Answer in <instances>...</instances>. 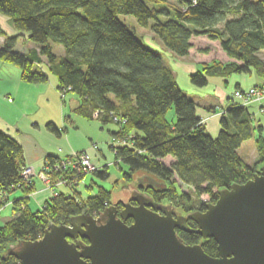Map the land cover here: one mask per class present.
<instances>
[{"label": "trees", "instance_id": "obj_1", "mask_svg": "<svg viewBox=\"0 0 264 264\" xmlns=\"http://www.w3.org/2000/svg\"><path fill=\"white\" fill-rule=\"evenodd\" d=\"M148 1L165 4V8L149 7L144 0H0V13L39 47L37 52L22 54L14 50L18 36L9 37L0 48V61L17 66L24 82L44 83L48 75L39 67L43 57L59 92L76 96L75 114L92 120L96 112L102 124L114 123L110 113L119 116L123 123H114L118 130L111 135L113 141L127 144L110 148L115 161L127 165L122 175L128 182L133 175H148L158 187H149L147 192L175 205L191 201L188 193L176 188L177 183L198 197L206 194L216 201L219 190L244 183L264 165L262 136L255 140L257 161L253 165L237 154L261 126L255 125L245 107L229 105L219 119L220 131L210 137L196 114L197 104L180 89L171 68L118 15H131L140 27L152 21L154 36L179 58L188 55L193 36L217 40L231 61L204 63L189 76L192 85L203 87L209 78L226 79L234 74L253 73L264 80V61L257 55L264 50V0ZM53 45L60 46L63 54H55ZM46 127L61 133L52 123ZM166 157L173 159L170 166L163 162ZM45 159L52 165L57 157ZM23 165L21 146L0 130V192L7 193L20 183ZM92 173L108 178L106 167ZM33 191V185L22 190L26 197L12 202L15 216L0 227V264H17L13 256L6 255L7 249L20 241L39 239L49 224H68L71 217L84 213L96 215L111 204V193L98 187L95 195L86 198L79 193H59L41 209L31 211L27 201ZM197 207L192 202L185 208L194 211ZM176 233L184 244H201L206 254L217 256L213 239Z\"/></svg>", "mask_w": 264, "mask_h": 264}, {"label": "water", "instance_id": "obj_2", "mask_svg": "<svg viewBox=\"0 0 264 264\" xmlns=\"http://www.w3.org/2000/svg\"><path fill=\"white\" fill-rule=\"evenodd\" d=\"M116 205L71 217L68 224H49L40 239L17 242L6 255L17 264H264V165L244 183L219 190L204 212L188 215L196 225L192 232L214 240L217 257L201 244L183 243L175 229L185 217L159 215L139 203L119 218ZM122 218L133 223L127 226Z\"/></svg>", "mask_w": 264, "mask_h": 264}, {"label": "crops", "instance_id": "obj_3", "mask_svg": "<svg viewBox=\"0 0 264 264\" xmlns=\"http://www.w3.org/2000/svg\"><path fill=\"white\" fill-rule=\"evenodd\" d=\"M0 30L2 31L0 48L7 38L18 36L14 46L15 51L27 54L32 50L36 52L39 50L37 45L27 39L28 34L17 32L9 18L1 13ZM18 42H21L20 46ZM149 44L151 45L148 48H152L151 50L162 53L166 57L168 66L175 74L177 84L197 104L196 114L204 124L207 134L212 138H215L220 131L219 119L221 113L229 107L235 89L247 90L254 86L264 87V80L253 73L234 74L226 79L209 78L207 85L203 87L192 85L189 76L198 71L202 64L213 60H218L221 63L231 61L220 48L219 42L211 40L207 36L191 37V48L188 55L182 58L172 55L161 43L156 45L149 41ZM55 46L58 49L57 55H62V48ZM257 55L264 61V50L258 52ZM39 67L47 73V81L44 83H27L21 80L20 70L17 66L0 61V130L21 146L24 164L30 166L36 173L42 170L47 156L66 157L80 150L78 137L72 136L69 139L70 129L75 127L77 123L71 121L67 113L70 104H73L70 108L73 111L78 104V100L74 94L69 93L63 101L56 78L49 77L52 74L47 70L45 58L41 57ZM259 107L264 108V97L260 102H252L247 111L253 118L255 125L261 126V131L256 130L253 138L243 142L237 149L238 154L244 145L248 143L253 145L251 165L257 161L255 140L259 136L264 137V114L259 113ZM168 116V118H171L172 113ZM93 119L97 120L96 118ZM66 120L70 123L69 128L65 127ZM48 123H52L58 130H61V133L57 135L49 131L46 127ZM64 135L65 137H63ZM114 144H116V141H114ZM168 158L170 157L165 159ZM93 166L98 167L99 165ZM97 170L101 169L98 168ZM32 185L34 191L28 197L27 207L31 211H37L39 210L38 206H43L52 194L37 178L34 179ZM60 189L58 190L59 193H66V190ZM21 196L22 193L19 190L9 192L6 201L0 207V214L9 215L10 218L13 214L12 202L19 200Z\"/></svg>", "mask_w": 264, "mask_h": 264}, {"label": "rangeland", "instance_id": "obj_4", "mask_svg": "<svg viewBox=\"0 0 264 264\" xmlns=\"http://www.w3.org/2000/svg\"><path fill=\"white\" fill-rule=\"evenodd\" d=\"M144 1L149 7L154 6L157 9L165 8V4H153L148 0H144ZM172 1L173 0H171V2ZM118 19L122 23H124L130 31L134 32L135 36L145 47H149L151 45L149 44V41H151L153 44L156 45L160 44L159 39L154 36V34L150 29V25L152 24V21H149V25L147 27H140L137 24L135 18L132 17L131 15H118ZM161 20L164 21L165 17L162 16ZM18 44L20 46L21 42H18ZM53 52L55 54H58V49L56 46L54 47V45H53ZM159 54L161 55L164 63L168 65L166 57L162 53ZM49 77L54 79V76L52 75L51 76L49 75ZM72 106L73 104H70L67 113L69 115L70 120L76 122L77 125L75 127H72V129H70V133L68 135L69 139H71L72 136H77L78 147L80 150L76 152L84 151L88 155L90 164L92 166L99 165L98 167L96 166L97 168L94 166L95 169L100 168L102 170L103 167H106L108 172V178L103 180L99 176L93 174L92 172L95 171L94 169L91 172L80 175L77 178V181H73L72 184L70 185H68L69 183L64 185H54L57 182V180L61 179L65 174L64 169L61 168H57V170L54 169L53 166L55 164L57 165L59 164L58 162L55 161L54 162L55 164L54 163L52 165L48 164L49 173H44L45 175L47 174V176L48 174L51 175L50 177L48 176L51 182L50 184L51 188L48 189L52 194L50 198H53L56 196V194H59L58 190L60 188H61L60 190L63 191L66 190L67 194L72 195L73 193H79L82 198H86L88 196L95 195L97 192V188L102 187L103 189L111 193V197H110L111 204L124 200L127 196L131 195V189L134 188L133 187L134 184H130V182H128L123 178L122 174L127 172L128 167L126 164H124L121 161H117V162L115 161L112 149L110 148L114 144L111 133L117 131L118 126L114 123L102 124L100 121L95 119L86 120L84 118H81L80 116L76 115L72 111V109H70ZM222 114H224V112L221 113V116ZM93 118L96 117L93 116ZM65 124H66L65 127L69 128L70 123H68L67 120ZM63 137H65V135ZM117 142H118L117 144H119L120 140H117ZM92 145H95V148L92 147ZM252 153H253V145L248 143L239 150L238 154L246 163L251 165L252 163L251 159L253 156ZM163 162L166 166H170V164H172V159L171 158L164 159ZM45 164H46V159L44 160V165ZM135 176H137L138 178H143V176L148 177V175L145 174L144 175L136 174ZM18 185H20V187L12 186L9 189V192L14 190H19L22 193V190L26 187L23 185L22 181H20ZM176 188L184 193H188L194 205L200 206L202 203H206L209 201V198L206 194H203L200 197H198L192 192L190 188L183 186L180 183H177ZM9 192L7 193L0 192V198H1L0 207L2 203L6 201ZM24 197H26V195L22 193L21 198L23 199ZM191 201L188 203H184L183 205L185 207H188V204H192ZM42 207L43 206H38V209H41ZM12 213L13 214L10 218L8 217L9 215L0 214V227L4 224L5 221L15 216L16 213H14L13 210Z\"/></svg>", "mask_w": 264, "mask_h": 264}, {"label": "built area", "instance_id": "obj_5", "mask_svg": "<svg viewBox=\"0 0 264 264\" xmlns=\"http://www.w3.org/2000/svg\"><path fill=\"white\" fill-rule=\"evenodd\" d=\"M65 95H66V92L64 91L60 93V96L63 100L65 98ZM263 97H264V87L258 88L254 86L247 90L235 89L231 97V102L229 105H237L238 107H245L247 109L252 102H260V100ZM259 113L264 114L263 107H259ZM97 114L98 113L95 112L94 117H97ZM110 116L114 123H117V124L123 123V120L119 116H116L113 113H110ZM119 144L126 145L127 142L124 140H121ZM92 147L95 148V145H92ZM56 162H58L59 164L57 165L54 163L55 164L53 166L54 169L56 170L57 168L64 169L65 174L63 175L61 179L57 180V182L54 185H64L67 183H69L68 185H70L72 184L73 181H77V178L80 175L91 172L95 169L94 166L90 164L89 157L84 151L83 152H73L66 157H57ZM48 164L49 163L46 161V164L44 165V167L39 173L34 172L30 166L24 164L20 171V177H21V181L23 182V185L26 188L31 187L34 179L38 178L40 179V181L42 182V184L44 185L46 189H50L51 182L49 180V177L51 175L48 174L49 176L48 177L47 174L46 175L44 174V173H49ZM17 187H20V185H17ZM40 238L41 237H39V239Z\"/></svg>", "mask_w": 264, "mask_h": 264}, {"label": "flooded vegetation", "instance_id": "obj_6", "mask_svg": "<svg viewBox=\"0 0 264 264\" xmlns=\"http://www.w3.org/2000/svg\"><path fill=\"white\" fill-rule=\"evenodd\" d=\"M130 184H134L133 186L134 188L131 189V195L127 196L124 200L115 203L117 204L116 205L117 217L121 218V213H123L124 211L126 212L127 208H130V206L131 207L137 206L139 203H143L145 205H148V208L150 210L158 213L159 215H162L164 212H170L173 218L185 217L186 222L182 223L175 230L186 232V233H194L191 230L195 229L196 225L191 219L188 218V215L193 211H189L187 208H185V206L175 205L168 198L155 199L150 195V193L147 192L149 187H154V188L158 187V182L156 181V179L149 177V176L148 177L143 176V178H138L137 176L133 175L131 178ZM214 202L215 201L209 200L206 203H202L194 211L204 212L206 209V205L212 204ZM155 207L156 208L159 207V209H155ZM122 219L121 220L123 221V223L127 226H130L133 223V220L131 218H126V219L122 218ZM68 240L69 242H72L74 239L68 238ZM75 240L82 241L85 244L88 243L87 240L82 239L79 236H77Z\"/></svg>", "mask_w": 264, "mask_h": 264}]
</instances>
